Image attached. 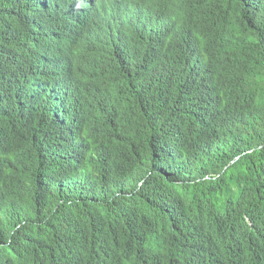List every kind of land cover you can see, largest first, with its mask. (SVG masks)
<instances>
[{
    "label": "trees",
    "instance_id": "1",
    "mask_svg": "<svg viewBox=\"0 0 264 264\" xmlns=\"http://www.w3.org/2000/svg\"><path fill=\"white\" fill-rule=\"evenodd\" d=\"M75 1L0 0V264H264V0Z\"/></svg>",
    "mask_w": 264,
    "mask_h": 264
},
{
    "label": "clouds",
    "instance_id": "2",
    "mask_svg": "<svg viewBox=\"0 0 264 264\" xmlns=\"http://www.w3.org/2000/svg\"><path fill=\"white\" fill-rule=\"evenodd\" d=\"M30 3L35 5L36 9L38 8V0H30ZM39 3L40 12H50L52 10H57L63 15L65 19V13L73 11L77 8V3L75 0H39ZM150 4V1L144 0H121L118 12L124 15L126 19L125 22L133 23L138 16L143 14V11L146 10V7ZM72 15L75 17V12H73ZM75 19L76 20L73 22V25L77 26V22L79 20L78 16H76Z\"/></svg>",
    "mask_w": 264,
    "mask_h": 264
},
{
    "label": "bare ground",
    "instance_id": "3",
    "mask_svg": "<svg viewBox=\"0 0 264 264\" xmlns=\"http://www.w3.org/2000/svg\"><path fill=\"white\" fill-rule=\"evenodd\" d=\"M83 4H84V2H83ZM39 5H40V3H39V0H38V3H37V7L39 8ZM66 14V13H65ZM37 21V20H36Z\"/></svg>",
    "mask_w": 264,
    "mask_h": 264
}]
</instances>
